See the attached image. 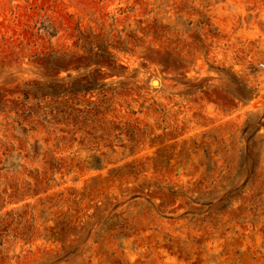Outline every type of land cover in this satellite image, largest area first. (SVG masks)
<instances>
[{"label":"rangeland","instance_id":"1","mask_svg":"<svg viewBox=\"0 0 264 264\" xmlns=\"http://www.w3.org/2000/svg\"><path fill=\"white\" fill-rule=\"evenodd\" d=\"M0 264H264V0H0Z\"/></svg>","mask_w":264,"mask_h":264}]
</instances>
